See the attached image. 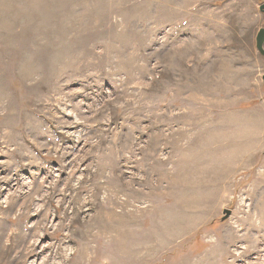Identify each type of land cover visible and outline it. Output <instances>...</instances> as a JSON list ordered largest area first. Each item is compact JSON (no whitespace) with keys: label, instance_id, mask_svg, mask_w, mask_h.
<instances>
[{"label":"rangeland","instance_id":"rangeland-1","mask_svg":"<svg viewBox=\"0 0 264 264\" xmlns=\"http://www.w3.org/2000/svg\"><path fill=\"white\" fill-rule=\"evenodd\" d=\"M263 3L0 0V264H264Z\"/></svg>","mask_w":264,"mask_h":264},{"label":"water","instance_id":"water-1","mask_svg":"<svg viewBox=\"0 0 264 264\" xmlns=\"http://www.w3.org/2000/svg\"><path fill=\"white\" fill-rule=\"evenodd\" d=\"M260 9L262 12H264V3L260 6ZM256 45H257V49L259 50V52L264 55V27L261 28L256 36ZM263 81H264V76H263ZM225 216L224 218H229L232 214V210L230 209H225L224 210Z\"/></svg>","mask_w":264,"mask_h":264}]
</instances>
